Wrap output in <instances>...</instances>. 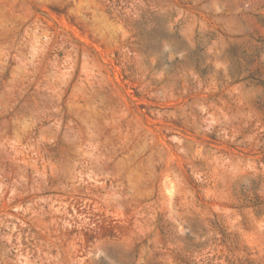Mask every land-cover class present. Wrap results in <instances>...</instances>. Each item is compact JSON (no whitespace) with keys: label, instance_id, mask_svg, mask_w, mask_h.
I'll return each mask as SVG.
<instances>
[{"label":"rangeland","instance_id":"374dc122","mask_svg":"<svg viewBox=\"0 0 264 264\" xmlns=\"http://www.w3.org/2000/svg\"><path fill=\"white\" fill-rule=\"evenodd\" d=\"M0 264H264V0H0Z\"/></svg>","mask_w":264,"mask_h":264}]
</instances>
